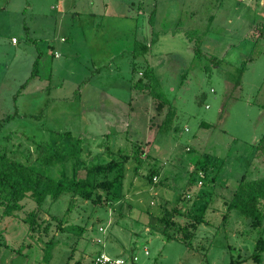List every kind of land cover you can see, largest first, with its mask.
Masks as SVG:
<instances>
[{"label": "rangeland", "instance_id": "rangeland-1", "mask_svg": "<svg viewBox=\"0 0 264 264\" xmlns=\"http://www.w3.org/2000/svg\"><path fill=\"white\" fill-rule=\"evenodd\" d=\"M262 23L264 0H0V123L11 115L0 147L54 179L75 162L128 155L121 195L105 203L62 192L37 210L27 197L12 214L0 205V264H86L97 252L125 264L131 253L135 264H264V250L251 257L264 215L259 226L224 215L239 178L264 175L253 156L264 131ZM144 88L173 111L159 133L166 107L155 111ZM64 131L80 158L37 164L36 145ZM175 204L181 224L205 221L190 248L159 231V212Z\"/></svg>", "mask_w": 264, "mask_h": 264}, {"label": "trees", "instance_id": "trees-1", "mask_svg": "<svg viewBox=\"0 0 264 264\" xmlns=\"http://www.w3.org/2000/svg\"><path fill=\"white\" fill-rule=\"evenodd\" d=\"M257 35L264 39V23L259 27ZM138 47L142 51L146 49V46L142 44H138ZM36 63L37 58L33 61L32 67H35ZM148 71H141L142 76H146V72L149 74L150 70ZM144 91L151 97L155 111L159 113L166 107V112L156 128V133L164 131L173 116V111L160 94L147 88H144ZM10 116L4 117L0 127ZM78 143V138L72 137L69 131H64L58 140L39 142L36 145L34 161L41 166H50L70 159L77 160L80 158ZM254 145L253 156L262 164L264 163V131ZM123 155L121 160L110 159L104 163L86 165L82 168H79L75 162L71 167L69 177L54 179L50 175L35 169L26 157L24 160L16 158L15 153L0 147V205L2 206V214H12L19 210L21 208L20 201L25 197L35 203L36 210L41 207L45 199L54 201L62 192H68L71 196L70 199L77 197L82 200H90L94 204L105 203L106 198H116V196L121 195L119 192L123 177L121 167L128 156L127 154ZM136 168L134 166V171ZM79 170H82L81 175L78 174ZM157 173L158 170L155 167H150L145 177L150 182ZM99 190L102 191L103 195L99 193ZM101 199H103L102 202ZM70 203L71 200L69 205ZM69 208L70 206L67 207V210ZM231 209H235L240 217L249 220L252 226L260 225L264 215V175L253 178L241 176L239 178L230 192L224 215L226 216V213L228 214ZM35 214V211L29 212L24 219L30 229H33L35 225ZM176 216L178 217L176 218ZM178 218L186 219L185 213L179 210L177 204L170 208L164 206L157 216L156 222L159 231L166 240H179L190 248V242L195 235L198 221H204L202 213L198 217L189 215L188 221L184 224H181ZM253 246L254 252L251 257L257 259L259 252L264 250V237H257ZM43 257L45 260L48 258L46 254ZM91 258L86 264H91ZM76 264L82 263L77 260Z\"/></svg>", "mask_w": 264, "mask_h": 264}, {"label": "built area", "instance_id": "built-area-1", "mask_svg": "<svg viewBox=\"0 0 264 264\" xmlns=\"http://www.w3.org/2000/svg\"><path fill=\"white\" fill-rule=\"evenodd\" d=\"M143 253L146 254V250H143ZM129 261L131 264H135L136 257L132 253L129 255ZM91 264H125V261L119 256H110L104 252H97L92 256Z\"/></svg>", "mask_w": 264, "mask_h": 264}, {"label": "crops", "instance_id": "crops-1", "mask_svg": "<svg viewBox=\"0 0 264 264\" xmlns=\"http://www.w3.org/2000/svg\"><path fill=\"white\" fill-rule=\"evenodd\" d=\"M146 252H147V251H146ZM146 254H147V253H146ZM146 254H145V255H146Z\"/></svg>", "mask_w": 264, "mask_h": 264}]
</instances>
